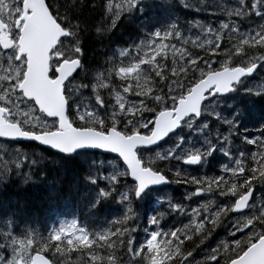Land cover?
Instances as JSON below:
<instances>
[{
    "label": "snow or ice",
    "instance_id": "snow-or-ice-1",
    "mask_svg": "<svg viewBox=\"0 0 264 264\" xmlns=\"http://www.w3.org/2000/svg\"><path fill=\"white\" fill-rule=\"evenodd\" d=\"M160 2L167 23L142 22L143 38L101 70L86 62L83 9L110 38L125 19L145 21L154 0H0V187L75 160L90 215L123 206L100 230L75 218L45 236L19 203L0 204V264H62L69 252L88 264H264V115L257 135L246 123L249 102L264 114V0H233L218 25L186 26L175 13L199 14L207 0ZM213 160L215 175L181 167ZM172 184L188 186L183 200ZM141 209L143 240L129 226ZM173 215L187 222L165 228Z\"/></svg>",
    "mask_w": 264,
    "mask_h": 264
},
{
    "label": "trees",
    "instance_id": "trees-1",
    "mask_svg": "<svg viewBox=\"0 0 264 264\" xmlns=\"http://www.w3.org/2000/svg\"><path fill=\"white\" fill-rule=\"evenodd\" d=\"M217 1L218 3L213 5L207 0L209 7L206 11H202L199 14L184 12L181 10L177 11L175 15L180 17L181 24L185 26L186 22L192 19H196L205 24L213 23L214 25H217L221 19L225 18L221 13V8L229 6L233 0H222L223 3L221 0ZM58 2L64 4L66 0H58ZM68 2L70 1L68 0ZM167 2L168 0H165V3ZM195 2L199 3L200 0H195ZM213 13H215V15ZM96 16L97 13L93 12L90 7L83 9L82 18L88 21L87 27L89 28V31L85 32L82 38L85 42L84 47L88 66L90 68L100 67L101 70H103L102 66L105 64L107 57L112 55L113 50L118 47L123 48L131 45L133 41L138 42L143 38L141 30L142 22H146L148 27H152L153 25H165L170 18V11L167 7L161 4L160 0H154L153 6L149 9V14L145 21L125 19L110 38L108 35H105L102 39L96 36L95 29L91 27L95 22ZM249 23L250 22H246L242 25L241 31H243L242 29H245ZM189 48H191L190 45ZM201 54L203 55V53ZM213 58L215 59V57ZM249 108L252 110V119H255L257 114L260 113L259 102H249ZM54 162H56V164H54ZM181 167L184 168L182 165ZM215 167L216 166H213V168ZM60 168L65 169L68 175L62 174L59 170ZM188 171L195 175V172L192 170ZM69 174L74 176L73 182L71 181ZM45 175H47V179H45ZM80 175L81 172L78 161L74 160L59 163L55 158L53 161H45L42 167L38 170V175H34L32 180L27 184H25L21 178L13 177L12 182L8 183L6 187H0V189H2V192L0 193V201H3L0 202V204L5 206H15L19 203L23 209L24 218L31 221L34 225L35 221H38V224L35 226H37L38 231L43 232L50 215L53 214H49L51 207L48 205V199L51 195H54L59 208L57 211H64L75 215L81 223L89 225L90 230H93L96 226V219H92L91 216L93 215H90L86 210V200L81 195L85 192V185L80 180ZM72 184H78L82 189H72ZM182 187L187 186L174 184L173 193L175 200H181L182 190H180V188ZM257 188L260 194L261 192H264V189L260 188V186ZM106 209H117L116 202H106L96 214H101V216H103ZM113 214L122 215L116 211H112L107 216ZM93 231H97V228ZM78 255L81 256L77 252H69L67 258L64 259L65 263H75L76 256ZM83 257V263L85 264L88 261L87 253H85Z\"/></svg>",
    "mask_w": 264,
    "mask_h": 264
},
{
    "label": "rangeland",
    "instance_id": "rangeland-1",
    "mask_svg": "<svg viewBox=\"0 0 264 264\" xmlns=\"http://www.w3.org/2000/svg\"><path fill=\"white\" fill-rule=\"evenodd\" d=\"M63 1H65V0H63ZM70 1V0H69ZM209 2L211 3V4H213V5H215V4H217L218 3V1L217 0H209ZM221 2L223 3V1L221 0ZM156 23V22H155ZM246 23V22H245ZM258 23H261V21L259 20L258 21ZM217 25H218V23H217ZM193 38H194V36H193ZM114 98V97H113ZM165 148L166 147H168V146H164ZM249 148H252V150H255V148H254V146H248ZM148 155H150V156H153V158H154V156H155V153L153 152V153H149ZM53 163V162H52ZM54 164H56V162H54ZM60 170V172L62 173V174H67V172H66V170L65 169H63V168H60L59 169ZM68 175V174H67ZM69 177L71 178V181L73 182L74 181V176H72V175H70L69 174ZM78 184H72L71 185V188L72 189H82V187L79 185V187L77 186ZM85 190V189H84ZM2 192V189H0V193ZM258 199H259V197H258ZM49 202H48V205H50V207H51V211H50V213L49 214H52V213H54L55 211H57L59 208H58V205H57V200H56V198H55V196L54 195H51L50 197H49ZM0 202H3V201H0ZM193 206H195V204H193ZM113 210L112 209H106L105 211H104V213H103V216L101 217V218H99L98 220H97V217H99V216H101V214H95V215H93V216H91V218L92 219H96V222L97 223H102L105 219H106V216L105 215H108L109 213H111ZM121 214V213H120ZM61 221H67V222H71L72 220H68V219H59L58 220V222L57 223H55L54 225H52V228H55V227H59V225H60V222ZM183 222H187V220L185 221V218H184V221ZM38 224V221H35V225H37ZM137 227V226H136ZM142 227V224L140 223L139 224V229ZM219 232H220V236L218 237V238H223L224 237V230L223 229H219L218 230ZM136 236L138 237L139 236V232L138 233H136ZM210 243H214V241H210ZM189 247H192L191 245H189ZM83 261H84V257L83 256H76V260H75V263H73V264H84L83 263Z\"/></svg>",
    "mask_w": 264,
    "mask_h": 264
},
{
    "label": "bare ground",
    "instance_id": "bare-ground-1",
    "mask_svg": "<svg viewBox=\"0 0 264 264\" xmlns=\"http://www.w3.org/2000/svg\"><path fill=\"white\" fill-rule=\"evenodd\" d=\"M188 187V186H187ZM187 187H182V188H180V190H182V193H181V195H182V197H181V200H183V195H184V193H185V191H186V188ZM258 191V195H259V197H260V193H259V190H257ZM176 200H178V199H176ZM118 213H121V209L120 208H118V206H117V209H115ZM143 214H144V209H141L140 210V219L142 218V216H143ZM119 216H122V215H119ZM169 217H176L180 222H183L184 221V218L183 217H179V216H175V215H173V216H169ZM139 219V220H140Z\"/></svg>",
    "mask_w": 264,
    "mask_h": 264
},
{
    "label": "flooded vegetation",
    "instance_id": "flooded-vegetation-1",
    "mask_svg": "<svg viewBox=\"0 0 264 264\" xmlns=\"http://www.w3.org/2000/svg\"><path fill=\"white\" fill-rule=\"evenodd\" d=\"M180 223L181 222L176 217L166 216L164 221V227L171 228L173 226H179Z\"/></svg>",
    "mask_w": 264,
    "mask_h": 264
}]
</instances>
